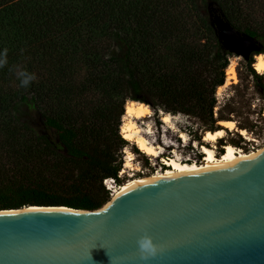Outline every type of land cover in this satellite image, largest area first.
I'll list each match as a JSON object with an SVG mask.
<instances>
[{
    "label": "trees",
    "instance_id": "obj_1",
    "mask_svg": "<svg viewBox=\"0 0 264 264\" xmlns=\"http://www.w3.org/2000/svg\"><path fill=\"white\" fill-rule=\"evenodd\" d=\"M240 3L210 0L208 5L218 6L242 34L258 39L264 54V26L244 13ZM198 12L195 0H0V49H8L9 60V65L0 69V89L16 81L10 66H25L33 60L66 80H74L86 65L92 74L91 84L109 96L100 123L78 125L71 115L56 114L47 87L36 80L17 93L0 92V113L12 123L14 140H27L28 136L30 151L51 149L74 163V168L52 178L24 172L3 179L0 210L28 206L97 210L110 201L113 194L104 180L112 178L117 186L122 184L119 173L123 163L118 154L129 141L119 128L128 99L155 111L197 118L209 131L220 129L219 121L231 120L220 114L216 117L214 111L216 91L225 84L229 52L216 43L210 76L203 75L192 56L168 66L161 55L163 48L177 42L174 38L181 37L180 29L190 18L198 16L205 28L217 35L210 18L211 26ZM253 56L250 75L264 98V75L252 67ZM7 95L10 98H5ZM22 110L34 112L57 145L38 135ZM195 141L201 149V137ZM197 152L198 161L182 162L198 163L204 153Z\"/></svg>",
    "mask_w": 264,
    "mask_h": 264
},
{
    "label": "water",
    "instance_id": "obj_2",
    "mask_svg": "<svg viewBox=\"0 0 264 264\" xmlns=\"http://www.w3.org/2000/svg\"><path fill=\"white\" fill-rule=\"evenodd\" d=\"M209 16L225 51L261 54L213 5ZM28 207L0 210V264H264V149L132 183L97 210Z\"/></svg>",
    "mask_w": 264,
    "mask_h": 264
},
{
    "label": "rangeland",
    "instance_id": "obj_3",
    "mask_svg": "<svg viewBox=\"0 0 264 264\" xmlns=\"http://www.w3.org/2000/svg\"><path fill=\"white\" fill-rule=\"evenodd\" d=\"M195 1L199 16L211 26L209 23L208 5L210 0ZM240 2L243 12L249 15L259 26H264V0H240ZM215 8L219 10L218 6H215ZM180 30L181 37L174 38L177 42L168 44L162 49L161 55L163 59L168 66H171L173 62H186L187 57L192 56L199 63V68L202 70L203 75L210 76L212 73L210 57L216 52V43L221 45L217 35L213 36L205 28L198 16L190 18L189 24ZM180 39H183V41H180ZM228 59V66L225 70V84L221 86L222 88L219 87L221 88L220 94H218L219 88L216 91L218 104L214 109L215 115L218 117L220 114L233 120L237 128L243 127L253 137V140L248 141L238 131L224 129L227 135L217 143L204 142V132L209 130L197 118L181 113L171 114L174 121L172 129L168 128L162 121V113L164 112L161 109L155 111L149 106L153 112L152 115L135 121L141 129V136L158 148L159 157L146 156L136 145L128 142L118 154V160L123 163L119 173L122 184L130 180L131 175L134 173L138 177H147L164 171L166 166L162 161L161 155L167 158H174L180 162L198 161L199 154L197 151L202 154L203 152L199 147V142L195 141L197 137H201V141L205 146L212 147L214 145L217 155L224 152L223 145L226 143H233L232 145L246 152L264 149V98L258 93L250 75L249 60L251 58L246 61L241 56L231 54ZM253 61H255V57H253ZM24 67L34 72L37 77L36 81L47 87V91L52 96L51 107L56 114H69L78 125L87 124L88 122L100 123L101 114L108 106L109 96L91 84L92 74L86 65L82 66L80 75L74 80H66L52 75L46 69L39 67L37 62L33 60L29 61ZM231 68L235 71L237 78L235 83L232 78H228L227 70ZM20 88L19 81L16 80L0 89V92L9 95V93H17ZM8 95L5 98H8ZM128 101H131V99H128L126 104ZM22 115L28 123L32 124L31 126L36 129L38 135L47 137L53 145H57L54 135L44 128L34 112L25 110ZM123 116L120 120L121 125L125 117ZM121 125L119 128L120 134ZM12 128V123L9 122L8 117L0 113V188L5 186L7 178L20 177L24 172L33 173L34 177L44 175L52 178L53 176H58L59 172L74 168V163L64 158L62 153L54 152L51 149L43 152L42 148L40 150L35 148L34 152L30 151L29 146H32L30 137L25 136L27 140L23 141L14 140ZM41 143L45 145L44 142ZM234 143H238V146ZM128 151L135 157L133 163L135 167L140 169L138 172L126 167L129 159ZM202 160L203 158L198 163H201ZM1 179L5 180L1 181ZM118 187L113 186L111 194L114 195Z\"/></svg>",
    "mask_w": 264,
    "mask_h": 264
},
{
    "label": "bare ground",
    "instance_id": "obj_4",
    "mask_svg": "<svg viewBox=\"0 0 264 264\" xmlns=\"http://www.w3.org/2000/svg\"><path fill=\"white\" fill-rule=\"evenodd\" d=\"M253 57H255V61L253 63L254 69L259 74L264 75V54H256ZM227 74H228V78L233 79L234 83L237 81L235 71L233 70V68H231L230 70H227ZM221 88H219L218 94H220ZM152 113L153 112L151 108L144 103H139L135 101L127 102L126 107H125V117H124L123 125L121 127V135L125 140L132 142L134 145H136V147L146 156L156 158V157H159L158 148L150 144L143 136H141V129L137 125V122L135 121V120H140L146 117H150ZM162 121L166 124L168 128L173 129L174 121H173V117L171 114L162 113ZM218 124L222 128L217 129L215 131L204 132L205 133L203 136L204 142L213 143V144L217 143L219 140L223 139L227 135V132L224 129H228L230 131H238L248 141L253 140V137H251L245 129H238L236 123L233 120H222V121H219ZM223 149H224V152L220 155H217L214 145L212 147L201 145V151L204 153V158L202 162L199 164L198 163L189 164L186 162H180L174 158L162 157V161L166 166V169L164 171L157 172L147 177L145 176L138 177L134 173L131 175L130 180L121 184L116 189L115 194L113 196H115L117 193H119L120 191L125 189L127 186L135 182H139V181H143L147 179L163 178V177H167V176H171V175H175V174H179L183 172L204 169V168H208L213 165L251 157L255 155L256 153L263 150V149H258L255 151L246 152L240 148L235 147L234 145L230 143H226L225 145H223ZM128 157L129 159L126 163V167L135 172H138L140 169L138 167H135L133 163L135 161V157L129 151H128ZM27 208H37V207H26L23 209H27ZM62 208H66V207H62ZM3 212H8V211H3Z\"/></svg>",
    "mask_w": 264,
    "mask_h": 264
},
{
    "label": "clouds",
    "instance_id": "obj_5",
    "mask_svg": "<svg viewBox=\"0 0 264 264\" xmlns=\"http://www.w3.org/2000/svg\"><path fill=\"white\" fill-rule=\"evenodd\" d=\"M9 65L8 49H0V69ZM9 71L12 72L19 81V86L27 88L37 77L34 72L29 71L23 65H12L9 67ZM139 247L142 253V258L147 259L149 256H154L156 253V246L154 245L150 237H145L139 241Z\"/></svg>",
    "mask_w": 264,
    "mask_h": 264
},
{
    "label": "built area",
    "instance_id": "obj_6",
    "mask_svg": "<svg viewBox=\"0 0 264 264\" xmlns=\"http://www.w3.org/2000/svg\"><path fill=\"white\" fill-rule=\"evenodd\" d=\"M190 162V161H187ZM104 184L107 187L108 190H110L111 192L113 191V186H117V183L114 179L112 178H108L104 180Z\"/></svg>",
    "mask_w": 264,
    "mask_h": 264
}]
</instances>
